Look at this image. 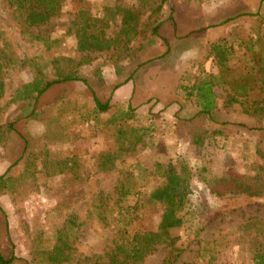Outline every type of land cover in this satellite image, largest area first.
Instances as JSON below:
<instances>
[{"label":"rangeland","instance_id":"374dc122","mask_svg":"<svg viewBox=\"0 0 264 264\" xmlns=\"http://www.w3.org/2000/svg\"><path fill=\"white\" fill-rule=\"evenodd\" d=\"M146 1L155 12L151 9L140 16L139 39L128 41L133 34L125 35L124 15L115 10L117 14L106 23H96L98 35L111 41L110 49L95 53V59L79 71L102 101L114 105L111 112L88 120L93 96L82 82L55 85L36 105L33 99L14 101L17 90L33 81V74L28 68L4 74L0 175L12 177L14 191L23 196L0 194V251L7 258L14 253L15 264H35L34 239L40 232L45 241L55 243L63 228V220L55 213L61 200L71 201L80 224L69 264L108 263L115 252V228L110 217L103 222L87 200L94 191H104L107 206L112 207L117 186L129 180L137 191H151L163 183L156 175L157 163L170 166L178 159L187 162L193 173L196 217L190 226L172 229L174 245H160L147 264H206L211 258L215 259L211 264H252L263 242L258 230L264 224V194L218 195L207 181L255 178L254 167H264V114L257 118L246 114L240 104L228 106L225 88L216 86L217 109L212 115H198L196 100L188 99L185 90L203 76L219 75L208 49L220 38L235 40L237 46L244 41L228 64L233 76H256L253 71L264 66L260 64L264 59L262 21L255 16L225 21L235 15L231 7L236 0H69L46 25L25 28L17 23L8 0H0V23L7 32L26 30L61 41L58 49L44 53L35 42L20 36L19 46H14L19 56L43 55L46 61L59 55L79 58L73 23L81 13L107 18L111 8L138 9ZM157 25L160 38L152 31ZM262 97L264 91L258 89L250 96ZM62 99L70 103L63 106L67 118L50 124V107L61 105ZM119 126L137 129L143 138L135 151L115 160ZM41 151L47 152L50 162L76 158L81 180L75 181L69 172L32 177L30 159ZM110 159V169L102 172L101 166ZM137 164H141L139 171L133 170ZM162 211V207L152 210L140 222L141 229L157 230ZM203 216H210L212 222H203Z\"/></svg>","mask_w":264,"mask_h":264},{"label":"trees","instance_id":"16d2710c","mask_svg":"<svg viewBox=\"0 0 264 264\" xmlns=\"http://www.w3.org/2000/svg\"><path fill=\"white\" fill-rule=\"evenodd\" d=\"M67 1L69 0H8L9 5L14 9L17 23L25 28L46 25L53 17L61 13ZM145 3L138 9L116 6L107 11V18H92L81 13L78 20L73 23L78 48L82 54L79 58L59 55L54 58L48 57L46 61L43 59L46 56L43 55L23 53L19 56L14 51V46H19L20 36H25L28 41L35 42L44 53H51L58 49L61 41L50 35L34 36L26 30H22L20 33L7 32L0 23V98L4 95L5 72L28 68L33 74V81L17 90L14 101L33 99L36 105L40 97L53 86L69 82H82L90 89L93 96V106L88 109V120L98 114L111 112L114 105L110 100L102 101L92 89L90 82L79 75V71L95 59V53L110 49L111 41L98 35L96 23L99 21L102 24L106 23L104 20H107L108 17L111 19L114 13L117 14L116 11L123 13V31L127 37L133 34V38L128 41L136 42L143 33V31H138L140 16L152 10L155 12L152 7H149L148 1ZM159 29L160 25H157L153 27L152 31L155 36L160 38ZM239 42L240 45L237 46L238 42L235 40L220 38L210 44L208 58H215L219 75L203 76L196 81L193 87L185 89L187 98L196 100L200 108L198 115H212L217 109L214 90L216 86L225 88L228 106L240 104L246 114L257 118L264 114V97L261 100L250 98L255 90L264 91V66L257 67L253 71L256 76L250 78H247L243 73L238 74L239 77L235 78L233 71L228 66L230 60L240 52L243 46L244 41ZM260 64H264V59ZM230 90L234 94H229ZM65 104L70 103L66 99H62L61 105L55 103L50 107V111H53V113L50 112V124L60 117L67 118L63 107ZM73 110L82 113L78 107H74ZM122 116L129 118L128 113H123ZM142 138L139 135V130L119 126L116 137L119 151L115 154V160H120L129 152L135 151L142 142ZM37 162H39L38 165ZM109 162L103 163L104 169L102 166L100 168L102 172L110 169L112 160L110 159ZM16 164H13V167ZM29 165L33 167L32 177H36L38 173L49 177L69 172L72 173L75 181L81 180L78 177V169L80 170L81 165L76 158L56 163L50 162L47 152L41 151L38 155H32ZM140 169L141 164H137L133 168L137 171ZM254 170L256 176L251 181L220 178L207 182L209 187L211 186L212 192L218 195L256 197L264 194V167L258 165L254 167ZM156 175L160 180L162 179L163 183L151 191H137L131 180L125 183L121 182L116 188L117 199L112 207L107 206V195L104 191H94L87 200L88 203H91L93 212L102 217L103 222L109 216L115 228V252L106 264H147V260L160 245L166 243L174 245L175 240L171 237L172 229L187 227L191 222H194L196 213L193 208V192L191 190L193 173L188 163L182 159H178L175 164L170 166L157 163ZM13 185L12 177L0 175V194H11L17 199L23 196L21 191H14ZM16 198L14 199L16 200ZM157 207H162L163 210L157 230H142L140 222ZM55 213L58 218L63 220V228L55 238L56 244L48 240L45 241L43 232L36 236L34 250H36L37 258L33 260L35 264H69L73 255V249L78 242L80 224L78 217L72 211L71 201L61 200L55 208ZM201 219L206 223L213 220L210 216H203ZM261 227L258 232L261 234L263 242L253 256L252 264H264V224ZM11 246L13 248V245ZM175 251L178 250L175 248ZM214 260L211 258L205 262L211 264ZM15 261L14 253L7 258L0 251V264H15Z\"/></svg>","mask_w":264,"mask_h":264},{"label":"crops","instance_id":"0c3cea01","mask_svg":"<svg viewBox=\"0 0 264 264\" xmlns=\"http://www.w3.org/2000/svg\"><path fill=\"white\" fill-rule=\"evenodd\" d=\"M241 7L245 9L242 11L240 10ZM231 9L236 11L235 15L232 16L231 19L228 18L225 21H231L232 19L236 21L244 17L246 18L247 16H255L256 19L264 23V0H236Z\"/></svg>","mask_w":264,"mask_h":264}]
</instances>
